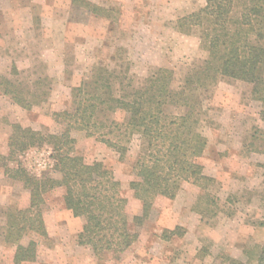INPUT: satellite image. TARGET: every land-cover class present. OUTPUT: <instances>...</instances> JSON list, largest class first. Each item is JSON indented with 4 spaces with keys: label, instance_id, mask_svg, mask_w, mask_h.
I'll list each match as a JSON object with an SVG mask.
<instances>
[{
    "label": "rangeland",
    "instance_id": "1",
    "mask_svg": "<svg viewBox=\"0 0 264 264\" xmlns=\"http://www.w3.org/2000/svg\"><path fill=\"white\" fill-rule=\"evenodd\" d=\"M61 1L32 0L41 16V28L36 32L26 8L3 25L7 27L0 38V76L14 78L10 61H16L19 82L31 83L45 70L50 71L52 80L32 82L34 92L24 97L30 109L0 92L2 156L9 155V123L59 131L68 121H56L54 114L71 108L73 89L97 66H106L117 76L115 91L119 83L127 84L128 78L139 88L159 70L167 71L155 74L160 79L156 85L167 79L169 90H176L184 76L209 59L208 51L200 45L202 26L180 32L175 25L177 18L196 12L205 0H87L107 10L108 18L91 14L78 3L64 9ZM250 1L231 2L226 16L229 31L241 24ZM10 7L8 0H0V11L10 14ZM259 26L264 28V23ZM254 37L246 34L247 41L257 43ZM259 43L264 45V38ZM40 58L51 62L49 67ZM207 83L199 112V131L207 147L198 162L204 167L203 174L213 181L204 184L205 189L191 179L179 183L173 198L156 197L150 217L136 229L137 241L121 252L119 259L107 255L102 261L90 246L78 243L81 221L65 208L63 189H53L45 195L43 210L48 239L31 235L40 244L39 261L22 264H264V119L260 115L264 105L252 97V86L244 81L216 76ZM175 105L174 101L168 104L161 123L167 124L179 113ZM123 117L118 113L110 119L121 122ZM71 134L76 152L88 163H103L130 200L128 213H137L140 205L131 198L128 187L134 178L130 165L120 161L98 135L87 137L79 130ZM129 148L131 162L142 150L139 134L133 135ZM52 153L51 147L44 145L17 153L16 160L39 176L52 171ZM16 165L0 158V207L10 201L19 206L27 202L25 189L4 173L6 167ZM13 251V246L0 243V264H13Z\"/></svg>",
    "mask_w": 264,
    "mask_h": 264
},
{
    "label": "trees",
    "instance_id": "2",
    "mask_svg": "<svg viewBox=\"0 0 264 264\" xmlns=\"http://www.w3.org/2000/svg\"><path fill=\"white\" fill-rule=\"evenodd\" d=\"M232 1L205 0V5L196 12L176 19L180 32L202 26L200 45L209 55V59L197 66L196 72L184 76L178 89L169 90L167 79L156 85L160 79L155 74L167 71L159 70L147 79L149 83L139 88L128 78V83H119L115 91L117 76L106 66H97L73 89L71 108L54 114L56 121L59 118L68 121L59 131L35 130L9 123V155H0V158L16 162V166L6 167L4 173L20 183L28 196L25 205L10 201L8 206L0 207V243L13 246V264L39 261L40 244L31 235L48 239L43 210L45 195L53 189H63L65 208L81 221L78 243L90 246L96 258L102 261L107 255L119 259L120 253L137 241L136 229L150 217L156 197L173 198L181 181L192 179L203 189L204 184L213 181L203 174L204 167L198 162L207 147L199 131L200 102L210 85H205L206 80L217 76L249 83L252 97L264 105V45L259 43L264 38V28L259 26L264 23V0L250 1L247 11L242 13L241 24L229 31L226 16ZM75 3L100 18L107 15V10L90 1L71 0L72 6ZM248 33L254 34L257 43L247 41ZM11 74L15 77L0 76V92L17 105L30 109L31 104L24 97L34 92V83L50 80L44 75L34 79V83L19 82L16 76L20 73L15 65ZM173 101L179 113L163 124L165 109ZM118 113L124 115L123 121L110 119ZM260 115L264 119V110ZM73 130L84 131L87 137L98 135L105 146L118 154L120 161L130 165L134 178L128 187L131 198L140 205L137 213L130 215L126 210L130 200L123 195L113 173L103 163H88L76 152ZM135 134H139L142 150L130 162L129 143ZM44 145L52 149L53 172L36 176L21 166L16 156Z\"/></svg>",
    "mask_w": 264,
    "mask_h": 264
},
{
    "label": "crops",
    "instance_id": "3",
    "mask_svg": "<svg viewBox=\"0 0 264 264\" xmlns=\"http://www.w3.org/2000/svg\"><path fill=\"white\" fill-rule=\"evenodd\" d=\"M8 1L11 4V7L9 9L10 14H7L8 12L4 11V10L0 11V35L1 36L6 32V27L7 26L6 25L3 26L5 21L6 20L8 21L11 17H13V14L15 12L18 13V14H21V11L23 10V8L29 9V11L31 13L30 16H31V23H32V26H33V31L36 32L37 29L41 28V24H40L41 16H40V13L38 12V10L35 8L36 4L34 2H32V0H8ZM61 2H62V6H63L64 9L65 8L68 9V7L70 8V5H72L71 4V0H63ZM66 17L67 16H65V18H64L65 22H67L66 21L67 20ZM9 25H12V23H10ZM9 28L11 29V26H9ZM9 28H8V30H9ZM1 36H0V38H1ZM39 60L42 62V64L43 63L46 64L47 67H49V64H51V62H49V63L44 62V60L42 58H40ZM60 61L62 63L63 59H61ZM62 64L64 65V63H62ZM14 65H15V67L17 69V72L20 73V70L18 68V64H17L16 61H12V62L10 61V73H11V70H12V66H14ZM25 67H27V69H28L29 66L25 65ZM32 74H34V73H32ZM38 74L39 75H37V77H33V79L42 78L44 75H46L49 80H52V78L50 76H48V75H51L50 71L45 70L43 76H41L40 72Z\"/></svg>",
    "mask_w": 264,
    "mask_h": 264
}]
</instances>
